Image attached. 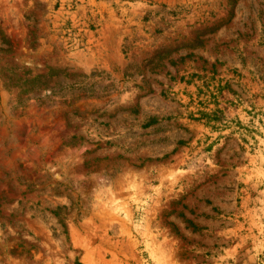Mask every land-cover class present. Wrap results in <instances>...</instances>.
<instances>
[{
  "label": "rangeland",
  "instance_id": "rangeland-1",
  "mask_svg": "<svg viewBox=\"0 0 264 264\" xmlns=\"http://www.w3.org/2000/svg\"><path fill=\"white\" fill-rule=\"evenodd\" d=\"M0 264H264V0H0Z\"/></svg>",
  "mask_w": 264,
  "mask_h": 264
},
{
  "label": "trees",
  "instance_id": "trees-1",
  "mask_svg": "<svg viewBox=\"0 0 264 264\" xmlns=\"http://www.w3.org/2000/svg\"><path fill=\"white\" fill-rule=\"evenodd\" d=\"M55 216L58 217L59 216V213L58 212H54Z\"/></svg>",
  "mask_w": 264,
  "mask_h": 264
}]
</instances>
